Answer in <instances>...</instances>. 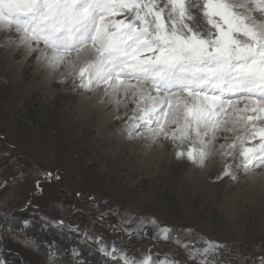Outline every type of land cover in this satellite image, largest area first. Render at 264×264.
I'll return each instance as SVG.
<instances>
[{
    "label": "snow or ice",
    "instance_id": "1",
    "mask_svg": "<svg viewBox=\"0 0 264 264\" xmlns=\"http://www.w3.org/2000/svg\"><path fill=\"white\" fill-rule=\"evenodd\" d=\"M0 31L14 34L9 43L25 57L65 69L61 83L71 77L73 88L100 89L117 103L130 99L136 115L124 130L129 139L187 144L176 158L203 167L217 133H225L219 137L224 141L235 133L219 145V154L231 161L217 179L255 178L264 168V0H0ZM39 175L51 182L54 174ZM36 189L42 191L41 179ZM111 214L118 217L109 225L113 232L141 238L151 226V238L176 245L185 260L151 250L130 254L63 219L47 223L94 244L107 264H234L227 244L187 239L190 229L182 239L155 218ZM105 216L101 212L98 220Z\"/></svg>",
    "mask_w": 264,
    "mask_h": 264
},
{
    "label": "rangeland",
    "instance_id": "2",
    "mask_svg": "<svg viewBox=\"0 0 264 264\" xmlns=\"http://www.w3.org/2000/svg\"><path fill=\"white\" fill-rule=\"evenodd\" d=\"M11 39L13 33L0 31V260L64 264L51 250L43 256L36 244L25 246L24 236L15 230L21 220L62 231L97 251L75 232L47 223L60 219L126 246L130 254L151 250L185 260L176 245L154 241L151 226L141 238L113 232L109 225L118 217L111 213L119 212L155 218L161 227L179 232L182 239L184 230L190 229L187 239L227 244L234 264H261L264 168L256 170L255 178L217 179L224 162L231 161L219 154V145L234 136L227 133L229 141H224L219 137L225 133H217L220 140L208 149L203 167L186 157L176 158V152L186 150L187 144L129 139L124 130L136 115L130 99L117 103L115 97H103L100 89L73 88L71 77L61 83L63 68H51L48 73L34 56L25 57L22 49L9 43ZM244 103L241 100L239 106ZM139 131L148 135L143 128ZM43 172L54 174L51 182L42 180L39 174ZM38 179L42 191L36 189ZM89 197L95 198L94 203ZM101 212L106 213L103 222L98 220Z\"/></svg>",
    "mask_w": 264,
    "mask_h": 264
},
{
    "label": "trees",
    "instance_id": "3",
    "mask_svg": "<svg viewBox=\"0 0 264 264\" xmlns=\"http://www.w3.org/2000/svg\"><path fill=\"white\" fill-rule=\"evenodd\" d=\"M15 230L32 240L41 255L46 256L51 250L64 264H107L106 258L97 251L79 244L62 231L33 222L25 226L22 220L15 223Z\"/></svg>",
    "mask_w": 264,
    "mask_h": 264
},
{
    "label": "bare ground",
    "instance_id": "4",
    "mask_svg": "<svg viewBox=\"0 0 264 264\" xmlns=\"http://www.w3.org/2000/svg\"><path fill=\"white\" fill-rule=\"evenodd\" d=\"M16 56V52H14L13 53V56L12 57H15ZM44 68L46 69V71L48 72V73H50L51 72V68H49V67H46V66H44ZM64 72H65V69H64ZM68 78H70V77H68ZM123 105V104H122ZM121 107V106H120ZM123 108V107H122ZM125 108V107H124ZM221 134H223V133H221ZM220 134V135H221ZM229 135H231V137L232 136H235V133L233 134V133H229ZM218 140H220V139H217L215 142H218ZM231 142V141H230ZM215 144V143H214ZM213 147V146H212ZM213 149H216V146L213 148ZM213 156H218V154L217 153H214L213 154ZM210 157H212V156H210Z\"/></svg>",
    "mask_w": 264,
    "mask_h": 264
}]
</instances>
